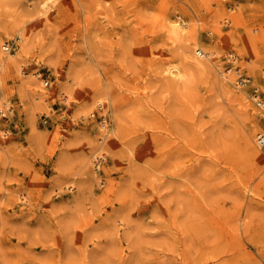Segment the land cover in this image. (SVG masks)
Segmentation results:
<instances>
[{
    "label": "rangeland",
    "instance_id": "rangeland-1",
    "mask_svg": "<svg viewBox=\"0 0 264 264\" xmlns=\"http://www.w3.org/2000/svg\"><path fill=\"white\" fill-rule=\"evenodd\" d=\"M0 37V264H264V0H0Z\"/></svg>",
    "mask_w": 264,
    "mask_h": 264
},
{
    "label": "bare ground",
    "instance_id": "bare-ground-1",
    "mask_svg": "<svg viewBox=\"0 0 264 264\" xmlns=\"http://www.w3.org/2000/svg\"><path fill=\"white\" fill-rule=\"evenodd\" d=\"M37 13V12H36ZM38 14V13H37ZM19 15V14H18ZM34 15V14H33ZM21 16V15H20ZM43 16V15H42ZM37 17V16H36ZM39 17V16H38ZM14 17H12V19H13ZM40 18V17H39ZM25 19V18H24ZM36 19H38V18H36ZM19 20H21V19H19ZM39 20V19H38ZM21 22V21H20ZM24 21H22V24L24 25L25 23H23ZM35 22H37V21H35ZM26 23H27V21H26ZM32 23H33V21H32ZM18 24V23H17ZM26 26V25H25ZM24 26V27H25ZM38 27V26H37ZM36 26H35V28H37ZM186 27H188L187 26V24H185V23H183V22H180L179 24H173V25H171V27H170V32H171V34H172V37L174 38V40H176V42H179V44H180V48H179V51H177V54L179 55V56H183L186 60V67H185V70H186V72H184L183 70H181V69H179L178 67H176V68H174L173 70L174 71H170V73H171V76H173L174 78H177L176 80H180V81H183V80H185V81H189V80H191V78L192 77H190V76H192L194 73H196V72H206V71H209V65H208V61H207V59H209L211 56H214V55H216V51L214 52V50H211L212 52H214L213 53V55L212 54H210V53H208V52H206L205 50H203V49H201V48H198V49H194L195 50V53L196 54H198L200 57H201V59L202 60H199V59H197V57H195V58H192L191 60H190V56H189V54H190V51L188 52L187 51V49H189V47L187 46V44H186V42L184 41V37H186L185 35H186V33H185V31H184V28H186ZM14 28V27H13ZM20 29V28H19ZM31 29V28H30ZM187 29V28H186ZM7 30V29H6ZM8 30H10L9 28H8ZM13 32H14V29L12 30ZM20 31V30H19ZM18 31V32H19ZM22 31V30H21ZM20 31V32H21ZM31 31V30H30ZM7 32V31H6ZM9 32V31H8ZM12 32V33H13ZM28 33H30V32H28ZM27 33V34H28ZM18 34V33H17ZM30 35V34H29ZM32 35V34H31ZM190 35V34H189ZM2 36V35H1ZM23 37L24 36H22L21 37V41L24 43L23 44V47H22V51H25L26 49L28 50V47L30 46L29 45V43H27L24 39H23ZM26 37H27V35H26ZM34 41V40H33ZM9 42V41H8ZM6 43L5 45L3 44V42H2V39H1V37H0V68H2V67H4L5 65H8L9 66V63L10 64H18V60H19V58H20V56H21V54L20 53H18V52H16V50H14V51H12V52H9L8 50H6L7 49V45H10L9 43ZM33 43V42H32ZM29 45V46H28ZM191 49V48H190ZM178 50V49H177ZM193 50V51H194ZM192 51V53H194ZM210 51V52H211ZM189 53V54H188ZM192 55H194V54H192ZM178 56V57H179ZM12 57V59L10 60V58ZM23 57V56H22ZM194 57V56H193ZM183 59V58H182ZM212 59V58H211ZM20 62V61H19ZM212 63V62H211ZM214 63V62H213ZM183 64H184V62H183ZM19 65V64H18ZM211 65V64H210ZM12 66V65H11ZM23 66V65H22ZM21 65H20V67H22ZM222 67V66H221ZM13 68H14V66H13ZM212 68V67H211ZM19 70V69H18ZM203 73V74H204ZM211 73V72H210ZM209 73V74H210ZM228 73V72H227ZM211 74H213V73H211ZM230 74V73H229ZM222 75V74H221ZM228 75V74H227ZM233 75V74H232ZM194 76V75H193ZM199 76V75H198ZM217 76V75H216ZM229 76V75H228ZM77 78L78 77H74V79H70V80H68L67 82L68 83H74L76 80H77ZM197 78V77H196ZM213 79V78H212ZM222 79V78H221ZM219 80V79H218ZM228 80V79H227ZM229 80H231V79H229ZM192 81V80H191ZM221 81V80H220ZM233 82V81H232ZM192 83V82H191ZM1 85V84H0ZM192 85V84H191ZM221 86V85H220ZM21 89L24 91V93H30V91L32 92V93H30V96L29 97H31L33 100L35 99L37 102H39V103H41L42 102V100H43V103L44 102H46V99H44L45 97H43L44 96V93L43 92H38V91H35V90H31L29 87H28V85H27V83H23V85L21 86ZM108 90V89H107ZM228 90V89H227ZM227 92V91H226ZM229 93H231V94H234V92L232 93V91L231 92H229ZM64 94V93H63ZM110 94V93H109ZM27 95V94H26ZM29 95V94H28ZM226 95H227V93H226ZM102 96V95H101ZM229 96V95H228ZM231 96V95H230ZM67 97V96H66ZM69 99V98H68ZM111 100V99H110ZM1 101V100H0ZM35 101V102H36ZM66 101V100H65ZM68 101V100H67ZM106 102V99H104L103 97H101V99H100V101L98 102L99 104H102L103 102ZM95 102V101H94ZM42 103V104H43ZM5 105L7 104V103H4ZM94 104V103H93ZM92 104V105H93ZM91 105V104H90ZM104 105V104H103ZM108 105V104H107ZM107 105H105V106H107ZM93 107V106H92ZM84 109V108H83ZM92 109V108H91ZM106 110V109H105ZM86 112V111H85ZM82 117H83V115H82ZM90 117V116H89ZM251 119H253V118H251ZM253 121V120H252ZM103 127H105L106 128V124H104L103 125ZM249 127V126H248ZM104 128V129H105ZM109 130V129H108ZM252 133V132H251ZM254 133V132H253ZM245 134V133H244ZM246 135H248V134H246ZM245 135V136H246ZM254 136V135H253ZM102 141V140H101ZM244 141H245V144H246V146L247 147H251V138L250 137H245V139H244ZM103 143V142H102ZM2 144V143H1ZM3 147L4 146H2V149H3ZM7 146H5V148H6ZM249 149V148H248ZM99 162V161H98ZM94 171V170H93ZM96 171V170H95ZM125 256V255H124Z\"/></svg>",
    "mask_w": 264,
    "mask_h": 264
},
{
    "label": "built area",
    "instance_id": "built-area-1",
    "mask_svg": "<svg viewBox=\"0 0 264 264\" xmlns=\"http://www.w3.org/2000/svg\"><path fill=\"white\" fill-rule=\"evenodd\" d=\"M15 41H21V39H16ZM11 47L10 45H7V49L8 51H10ZM35 76L38 77V79H41L42 81H44V85L46 87L49 86L50 84V79L49 77H44V74L41 71H38L37 73H35ZM246 79L241 78L240 79V84L242 85H246L247 84ZM258 106L260 108H262V118L264 119V105L262 102H258ZM14 112V108L8 104H2L0 106V144L6 140L7 138H9V136H11V131L7 128L4 127V123L6 121H8L10 119V116L13 114ZM256 144L260 149H264V134H259L256 138Z\"/></svg>",
    "mask_w": 264,
    "mask_h": 264
}]
</instances>
